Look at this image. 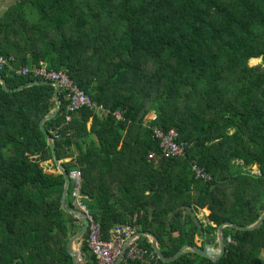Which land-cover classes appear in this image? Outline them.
<instances>
[{"label":"trees","instance_id":"1","mask_svg":"<svg viewBox=\"0 0 264 264\" xmlns=\"http://www.w3.org/2000/svg\"><path fill=\"white\" fill-rule=\"evenodd\" d=\"M27 1L40 19L0 18V55L13 56L15 68L65 71L106 109L84 107L66 123L68 101L59 90L61 110L44 122L58 159L78 148L77 164L61 165L69 176L81 171L79 192L103 239L129 223L153 233L170 258L185 245L197 246V238L210 252L224 222L258 221L264 212V71L249 62L264 63V0ZM14 34L22 42L8 45ZM0 74L8 88L40 80L8 68ZM54 91L45 84L5 91L0 83V264H73L67 245L82 226L62 207L66 178L40 127L57 107ZM117 111L123 119L115 118ZM152 111L155 122L147 118ZM154 128L176 130V141L189 145L186 156L164 158ZM84 144L94 154L83 155ZM117 146L131 166L118 168L122 179L108 184L113 168L98 162ZM48 160L56 174L41 167ZM195 166L210 179L198 177ZM73 188L66 198L71 209ZM206 207L208 222L198 218ZM87 236L77 242L82 260L99 264ZM224 238L225 254L217 261L187 250L172 262L124 258L120 264H264V222L251 231L226 227ZM139 245L154 252L147 237Z\"/></svg>","mask_w":264,"mask_h":264},{"label":"built area","instance_id":"2","mask_svg":"<svg viewBox=\"0 0 264 264\" xmlns=\"http://www.w3.org/2000/svg\"><path fill=\"white\" fill-rule=\"evenodd\" d=\"M15 58L13 56L4 57L0 55V70L8 68L19 76H28L31 73L40 80H47L56 82L59 84V89L65 94L66 100L68 101L66 106V123L72 120V115L84 107L94 108L99 113L104 112L105 106L92 100L75 82H73L69 75L63 71L49 70L46 66H35L29 67H14ZM117 120L123 119V115L120 111L114 113ZM155 122L157 116L154 114L153 117L148 120ZM155 136L160 139V146L163 150L164 158H180L186 156V147L188 143L181 141L178 143L176 130L171 129L167 132L160 128L153 129ZM56 138H60L58 134ZM154 158L153 154L149 155V159ZM195 169L199 172L198 177L208 180V176L202 172V170L195 166ZM82 173L80 170H74L70 173V177L80 183ZM78 194V193H77ZM78 208L81 210L89 220L88 236L86 243L93 255L98 260L99 264H116L119 256L122 253L124 246L129 245L126 250V258L131 260H144L149 258L151 260H157V255L153 252L149 254L144 248L139 245V238L137 237V229L132 224H119L116 225L110 233V239H103V232L100 222L91 214L89 209L82 202H78Z\"/></svg>","mask_w":264,"mask_h":264},{"label":"water","instance_id":"3","mask_svg":"<svg viewBox=\"0 0 264 264\" xmlns=\"http://www.w3.org/2000/svg\"><path fill=\"white\" fill-rule=\"evenodd\" d=\"M255 71L260 72L262 71L259 67H254ZM0 83L2 88L5 91H18V90H22L26 87H30L33 85H53L55 88L54 91V95H55V100L57 103V107L56 109L50 113L49 115L45 116L41 121H40V127L42 129V131L46 134L47 136V140L49 143V146L52 150V154H53V161L57 166V169L59 170V172H61L65 178H66V185H65V189H64V193L62 196V207L63 209L70 213L71 215L75 216L78 221H80L82 223V228L79 230V232L77 234H75L73 237H71V239L68 242L67 245V250H68V254L72 257V261L73 264H86L81 257V253L80 250L76 249V242L80 241L84 235L87 233L88 231V226H89V220L87 218V216L79 209H71L68 207L67 202H66V196L68 193V188L71 182V177L68 175V173L63 169V167L60 164V161L58 159L56 150H55V141L53 139V137L51 136V134L44 128V122L46 120H49L53 117H55L61 110V102H60V98H59V84L56 82H52V81H47V80H36V81H32V82H28L25 83L22 86L16 87V88H8L6 86V82L5 79L3 78V76L0 74ZM264 222V212L262 213V215L260 216V218L258 219V221H256L254 224L250 225V226H241L238 224H234L231 222H224L222 223L219 227H218V231H217V241H216V248H219V253L218 254H213L212 252H207L205 250H203L201 247L199 246H190V245H185L183 246L173 257L167 258L161 248H160V244H159V240L158 238L151 232H142L139 231L137 233V237L139 239L143 238V237H147L152 245V248L154 250V252L157 254L158 258L163 261V262H172L175 259H177L182 253H184L187 250H191L194 251L195 253L205 256L207 258L212 259L213 261H217L219 260L224 254H225V238H224V229L226 227H231L234 229H238V230H243V231H251V230H255L257 228H259ZM129 245H125L121 255L119 256V259L117 260L116 264H120L123 256L127 250Z\"/></svg>","mask_w":264,"mask_h":264},{"label":"crops","instance_id":"4","mask_svg":"<svg viewBox=\"0 0 264 264\" xmlns=\"http://www.w3.org/2000/svg\"><path fill=\"white\" fill-rule=\"evenodd\" d=\"M10 13L12 14L11 16L14 19H16L18 17L20 18V20L22 18L24 20L25 19H27V20L28 19H30V20L40 19L38 12L36 11V9L34 8L33 4L30 1H27V0H0V18H5ZM9 37H10V39L7 42L8 45L9 44L11 45V43H15L18 41L22 42V36H20V34L19 35L18 34L17 35H15V34L10 35ZM91 124H92V119L89 120V122H88L89 128H90ZM88 146H89L88 144L83 145V153H82L83 155H87V153H89V152L94 154L93 151H90L88 149ZM111 148H112L114 153L113 154H109V153L104 154V157L100 158L99 162H98L99 166H104V168H107V169L113 168L112 174H114V175H109L107 180H106V182H109L108 184H114L116 182H119L122 179V176L115 175V173H117V171H118L117 170L118 168L123 169V168H127V167L131 166V164L128 163L124 157H122L118 154L120 151V146L111 147ZM102 150H103V152H105L104 149H102ZM68 153L70 154L69 156H66L63 159H59L60 164H62L63 162L72 161L71 163L76 165L77 164L76 159H77V157L80 156L78 148L76 146H73V148L71 150H68ZM41 167L43 168L44 172H46V173L56 174L57 166L55 164V167H56V169H55L52 165V161H50V160L42 162ZM255 169H257V171H258L257 166L255 167ZM110 172H111V170H110ZM71 184L74 185V188L72 190V199L71 200L73 202V205L75 206V209H79L78 208V202H82L83 204H85V202H84L85 199L80 195V192H79L80 183H77L76 181H74L71 178L69 188H70ZM69 188H68V191H69ZM149 192H150V190L147 189L145 191V194L148 195ZM67 196H68V193H67ZM67 196H66V198H67ZM200 211H203L201 214L206 216L208 219V215L210 213L209 212L210 210L206 207L204 209H200ZM81 226H82V223H81ZM197 240L199 241V238H197ZM78 244H80V243H78Z\"/></svg>","mask_w":264,"mask_h":264},{"label":"rangeland","instance_id":"5","mask_svg":"<svg viewBox=\"0 0 264 264\" xmlns=\"http://www.w3.org/2000/svg\"><path fill=\"white\" fill-rule=\"evenodd\" d=\"M249 66L250 67H259L262 71H264V63L262 62V59L261 58H259V59H252V60H250V62H249ZM60 90V89H59ZM154 112L152 111V112H150L149 113V115L147 116V118H151V117H153L154 116ZM156 115V114H155ZM255 167L256 166H254L253 168H254V173H259V170L257 171V169H255ZM206 211V210H205ZM204 211V212H205ZM203 211H200V213H199V215H198V218H200L202 221H204V222H208V219H207V217L206 216H204L203 214H201ZM175 234H177V233H175ZM127 244V243H126ZM197 246H199V247H201V244H202V241L201 240H197ZM80 245L81 244H78L77 242H76V249H78V250H80ZM208 252V251H207ZM210 252H212L213 254H218L219 253V248H216V246H214L213 248H212V250L210 251ZM80 253H81V250H80ZM155 253V252H154ZM156 254V253H155ZM126 252H125V254H124V256H123V259L124 258H126ZM157 255V254H156ZM158 257V256H157ZM122 259V260H123ZM136 261H141V260H136Z\"/></svg>","mask_w":264,"mask_h":264}]
</instances>
